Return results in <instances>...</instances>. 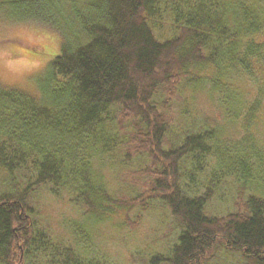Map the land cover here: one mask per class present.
Returning a JSON list of instances; mask_svg holds the SVG:
<instances>
[{"label":"trees","instance_id":"trees-1","mask_svg":"<svg viewBox=\"0 0 264 264\" xmlns=\"http://www.w3.org/2000/svg\"><path fill=\"white\" fill-rule=\"evenodd\" d=\"M1 10L57 32L61 45L38 90L0 83V264H105L80 256L93 248L84 226L73 227L75 241L52 235L37 204L43 189L69 194L84 219L123 215L130 229L157 205L171 234L154 263L216 264L241 253L264 264V191L247 152H219L210 171L202 161L225 125L211 116L185 121L186 102L209 83L227 94L232 121L245 99L231 81L219 83L249 76L256 94L243 127L255 145L249 127L264 100V0H1ZM232 158L243 159L241 193L233 209L215 212V187L228 175L218 164L230 167ZM251 186L256 192L246 194Z\"/></svg>","mask_w":264,"mask_h":264},{"label":"rangeland","instance_id":"rangeland-1","mask_svg":"<svg viewBox=\"0 0 264 264\" xmlns=\"http://www.w3.org/2000/svg\"><path fill=\"white\" fill-rule=\"evenodd\" d=\"M3 14L0 0V83L38 90L41 78L47 72L48 64L60 51V37L57 32L42 24L10 20ZM33 46L42 51L34 52ZM27 52H31V54ZM206 71L211 72L212 70ZM235 78L233 80L223 76L220 81L222 85L219 83L226 89L227 81L225 80L231 81L228 85L239 89L236 97L242 96L241 101L245 99L242 109L235 115L232 114V121L229 117L230 113L223 105L226 103L223 99L227 94L220 88L212 90L210 83L204 85L203 91H199L198 96L186 102L185 107L191 111L185 116V121L196 120L199 124L204 116L219 119L220 123L225 125L222 128L223 133L218 134L217 144L215 143L214 147L210 149L212 152L206 160L202 161L203 165L211 171L219 158V152L231 153L234 156L235 148L244 153L246 151L247 153H243V159L245 157L246 160H249L253 178H261L262 183L258 185L260 191H264V100L257 113V121L249 127L255 143L254 146H251V142L247 141L245 137L243 117L246 111L245 105L255 97L256 81L249 76L237 75ZM185 93L188 94L187 99L193 95L189 87L185 89ZM243 159L234 160L232 158L230 167H226L223 161H221L222 164H218L220 173L221 169H226L228 175H225L224 180L221 178V182L215 187L214 198L210 203V207L215 212L225 213L236 206L237 195L241 193L240 188L243 184V180L241 181ZM99 162L100 158H95V165ZM191 162L189 161L188 164L192 165ZM5 178L6 173L1 171L0 188H2L1 180ZM118 184H114V187L120 188ZM255 187H248L246 194L256 192ZM40 193L37 198L38 209L42 212V220L44 219L45 224L50 225L53 231L52 235L61 237L64 242L75 241L71 237L73 227L75 224L84 226L85 229H82L81 233L84 232L88 238L90 237V245L93 248L90 251L91 254L88 251L83 253V249H81L79 251L81 257L86 259L99 256V259L104 258L105 264H162V262H152L151 257L155 251L167 252L166 248H160L167 244L165 241L167 237L164 235L169 233L171 223H169L170 217L166 211L155 208L157 205L154 209L143 211V218L138 227L130 229L124 224L125 217L123 215L99 223L95 219L82 218L76 206L68 201L69 194L55 197L46 189ZM260 195L264 197V193H260ZM137 213L138 210L133 211L130 214L131 219H135ZM216 264H251V262L241 253H225Z\"/></svg>","mask_w":264,"mask_h":264}]
</instances>
